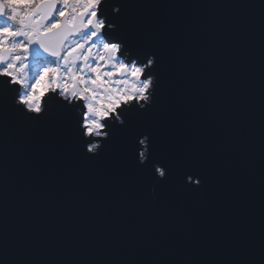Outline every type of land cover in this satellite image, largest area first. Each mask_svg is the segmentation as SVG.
<instances>
[{
    "label": "snow or ice",
    "instance_id": "6c2138e0",
    "mask_svg": "<svg viewBox=\"0 0 264 264\" xmlns=\"http://www.w3.org/2000/svg\"><path fill=\"white\" fill-rule=\"evenodd\" d=\"M201 7L243 10L250 30L258 22V185L244 180L254 169L241 121L256 94L233 78L238 33L201 35L162 14ZM20 178L23 198L54 203L61 224L135 216L182 252L39 259L29 226L9 229ZM197 238L199 252L184 248ZM0 264H264V0H0Z\"/></svg>",
    "mask_w": 264,
    "mask_h": 264
},
{
    "label": "water",
    "instance_id": "95a60500",
    "mask_svg": "<svg viewBox=\"0 0 264 264\" xmlns=\"http://www.w3.org/2000/svg\"><path fill=\"white\" fill-rule=\"evenodd\" d=\"M162 3L223 5L246 2V0H160ZM260 3L261 0H252ZM163 15L176 22L197 26L201 35L215 34L218 37L231 36L234 31L238 34L232 39V52L242 57L239 69H232L233 78L237 71L243 75L246 86L255 90L256 107L251 113L245 111L241 121V147L244 153L245 164L251 162L253 175L247 174L245 168L244 180L246 183L258 185L259 172V112H258V69H259V30L258 22L254 30L248 28L251 19L243 10L220 7L176 8L164 10ZM228 106V101H225ZM249 130H252L250 136ZM219 135H224L221 131ZM210 155L216 156L221 150L219 143L208 145ZM216 166L223 175L222 161L216 160ZM25 178L17 179L10 186L9 199V229L17 232L25 225L31 229L30 245L35 249L39 259L57 258H177L182 249L173 239L157 238L155 232L146 227L148 220L138 224L135 216L122 220L105 218L103 226L90 214L84 218L64 225L58 222L56 205L44 202L42 207H33L23 198ZM148 195H151L149 190ZM32 199H38L33 196ZM190 208H199L200 205L190 204ZM258 213V209H254ZM248 210H245V215ZM258 221V214L256 215ZM71 233V235H70ZM182 233L176 239H181ZM185 241L184 248L199 252V240ZM217 243H219L217 241Z\"/></svg>",
    "mask_w": 264,
    "mask_h": 264
},
{
    "label": "clouds",
    "instance_id": "9594fccd",
    "mask_svg": "<svg viewBox=\"0 0 264 264\" xmlns=\"http://www.w3.org/2000/svg\"><path fill=\"white\" fill-rule=\"evenodd\" d=\"M55 54V53H54ZM46 71V70H45Z\"/></svg>",
    "mask_w": 264,
    "mask_h": 264
}]
</instances>
